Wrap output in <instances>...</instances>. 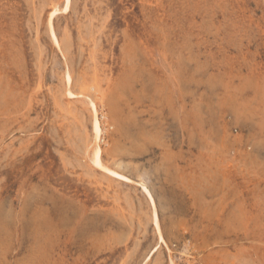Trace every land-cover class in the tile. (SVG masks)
<instances>
[{"label":"rangeland","instance_id":"374dc122","mask_svg":"<svg viewBox=\"0 0 264 264\" xmlns=\"http://www.w3.org/2000/svg\"><path fill=\"white\" fill-rule=\"evenodd\" d=\"M66 4L0 0V264H264V0Z\"/></svg>","mask_w":264,"mask_h":264},{"label":"bare ground","instance_id":"6f19581e","mask_svg":"<svg viewBox=\"0 0 264 264\" xmlns=\"http://www.w3.org/2000/svg\"><path fill=\"white\" fill-rule=\"evenodd\" d=\"M66 7H65V11H68L69 10V8H70V4H71V0H66ZM56 10L51 14V18H50V25H51V27H52V22H53V19H54V17L56 16V14L59 12L58 10L59 9H57V8H55ZM52 32H53V38H54V40H55V43H56V45L58 46V47H60V43H59V41H58V39H57V37H56V35H55V32L53 31V28H52ZM68 86H69V90H68V92H69V95L70 96H73L74 94L72 93V91H71V83H72V78H71V76H69L68 77ZM85 96V95H84ZM93 103H95V102H93ZM93 108H94V112H95V124H94V135H95V139H96V141H99V140H101V134H102V128H101V124H100V121H99V119H98V115H97V107H96V104H93ZM98 148V147H97ZM93 154V153H92ZM101 156H102V150L101 149H98L97 151H95V153H94V157H93V162H94V164L96 165V166H98V167H100V168H102V169H106L105 167H104V165H103V163H102V158H101ZM149 196H150V198H151V200H152V203L155 205V202H154V200H153V197L151 196V194L149 193ZM156 219H155V222H156V228H157V230H158V232H159V234H160V237H161V240H164V238H163V235H162V230H161V225H160V222H159V220H158V217H157V214H156V217H155Z\"/></svg>","mask_w":264,"mask_h":264}]
</instances>
